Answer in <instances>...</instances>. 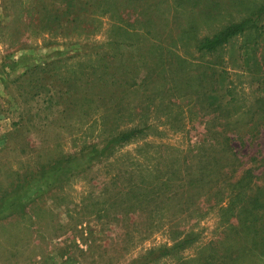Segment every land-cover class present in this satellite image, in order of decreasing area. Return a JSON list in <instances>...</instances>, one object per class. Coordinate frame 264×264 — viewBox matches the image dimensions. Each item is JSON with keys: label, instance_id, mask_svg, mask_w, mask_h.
Returning a JSON list of instances; mask_svg holds the SVG:
<instances>
[{"label": "rangeland", "instance_id": "374dc122", "mask_svg": "<svg viewBox=\"0 0 264 264\" xmlns=\"http://www.w3.org/2000/svg\"><path fill=\"white\" fill-rule=\"evenodd\" d=\"M89 2L0 0V264H198L204 253L220 261L235 250L237 264H264V0ZM248 18L255 20L214 51L193 49L196 39ZM124 30L148 44L162 38L153 49L169 60L162 76L140 79L146 43L128 46L132 35L123 34L128 39L112 44ZM167 34L188 42L170 44ZM94 68L104 81L114 75L112 88L92 83ZM50 75L54 83L44 86ZM63 78L74 82L67 112L54 91ZM215 108L227 119L216 121ZM133 127L143 135L116 140ZM207 128L229 138L215 135L211 164L230 170L231 160L235 175L249 168L260 186L246 218L239 200L227 206L217 191L221 173L212 189L204 178L169 203L144 193L150 170H166L179 150L209 142ZM147 143L161 145L160 159L144 154ZM228 144L236 160L220 151ZM61 157L66 162L56 163Z\"/></svg>", "mask_w": 264, "mask_h": 264}, {"label": "trees", "instance_id": "16d2710c", "mask_svg": "<svg viewBox=\"0 0 264 264\" xmlns=\"http://www.w3.org/2000/svg\"><path fill=\"white\" fill-rule=\"evenodd\" d=\"M90 4L91 2H89V0H86V3H84V5L86 6H89ZM113 4H114V0H110L111 7H113ZM256 17H258V15H256ZM253 20H255V18H253ZM253 20H250L248 18V19H244L238 22H231L210 36H203L199 39H196L193 45V49L197 52H205V53L212 52L217 47L226 43L231 37L243 32L247 28V26L251 24V21ZM136 33L137 32L134 33L133 31H128V30L122 31V34H119L118 32L116 33V35H114L116 39L113 37V40L111 41V43L119 44L120 42H117L118 40L121 41L124 39H128L126 38V36H123V34L132 35L131 38L128 39L130 40L128 42V46L137 47V44L145 41L146 46L144 48V54L146 56L147 61L146 63L142 61L139 62L142 75H143V76L142 75L140 76V79L147 81V82H153L154 80H156L157 78L163 75L162 66L165 61H169L166 59V56L157 54L154 52L155 50H153L155 45L161 44L160 39L162 42V38L157 40V36L154 35V38H153V35H152V40L156 42L154 43L150 42L148 44L147 39L143 37L142 34H139V33L136 34ZM167 38L170 44L173 42V45H174V42L178 39L180 41L183 40L184 42H188V40L183 38V36L180 34H176V35L167 34L165 36V40ZM156 43H159V44H156ZM176 57L178 58L179 62H183L182 61L183 59L180 57V55L178 56L177 54ZM138 58L142 59L143 56L142 57L138 56ZM54 62L51 61L46 64L47 66H51ZM36 68H39V67L36 65V66H33L27 69L26 71H24V75L32 74ZM97 71L98 69H95L93 71L94 77L92 78L93 79L92 83L99 84L100 86L104 84V88H109V89L112 88V85L115 84V80L113 78L114 75L110 72H107L106 80L104 81L99 76L96 75ZM179 72L180 70L178 69L176 70L175 74ZM53 77L52 75H50L48 78H46V81L44 80L45 83H43L44 86L48 87L49 84L52 85L55 81ZM73 83L74 82H71V80H68L67 78L65 79L63 78L60 80L59 86H57L54 90L56 93L55 99H57L56 102L57 104H59V110L61 112H64V111L67 112L68 109L72 107L71 100L73 96H71L70 90L74 88ZM133 83L134 82L127 84V86L131 87ZM203 90H204L203 95H205L203 98L204 101L206 102V104H211L210 103L211 101L209 100L207 96V93L209 92V90H206L205 88H203ZM229 101L230 99L223 102L224 106H227ZM257 102L258 101H256V103ZM223 104H218V105L221 106ZM116 105H119V104H116ZM112 107H114V105ZM258 107H256L255 110H251L248 113L247 123H250L251 125H253L254 123L253 121L255 120L256 117L259 116V113H260ZM214 110L218 111V116H214L216 121H223L227 119L228 114L227 115L220 114V112L222 111V108L220 109L215 108ZM100 117H101V114L100 112H98L97 118H100ZM213 120L214 119L212 117L210 121H213ZM211 128H207L206 130L209 133V135L206 137L210 139L209 142L203 140L202 142L198 143V145L192 146L191 149H188L185 152L179 150V153H178L179 155H176L174 158L169 160L170 166L166 170L165 169L162 170L161 168H158V167H153L150 170L151 175H153V180L148 186L149 188H146L147 191L144 190V193L147 194L149 199H152V197L154 199H159L162 197L164 200H166L169 203L170 201L173 200L176 194H179L181 187L183 188L184 186H186V188H192V187L198 186L200 185L199 181L204 180V178H205L204 180L205 182L203 184L209 183L207 189L208 190L212 189L211 184L214 181V176L218 173H221L223 176V180L220 183H218L217 191L223 192L225 195L227 194L226 196L223 197L224 199L223 201H226L227 206L230 205L234 200H239V205H240L239 213H241L240 216L244 217L246 212H249V214H251V212L255 209V207L252 206L253 203L254 202L256 203L257 201L260 200V198L252 199L253 196L252 194H250V193L259 194L260 186L255 185V182L252 180L253 175L251 174V171L249 170V168H245L241 170L237 175H235L236 168L238 166H232L233 163L231 162V160H229L230 165H231L229 166L230 170L228 169L225 170L223 165L219 166L220 167L219 168L218 166H214V164L213 165L211 164L212 160H216L214 155L216 153H219V151L216 149L218 143L216 142L217 138L215 137V135L222 137L225 140L229 139L225 135L224 130H216V129L210 130ZM141 132H142L141 127H133L128 130H122V131L117 132L116 140L119 143L131 142L135 140L139 135L141 137L143 135ZM160 148H161V145L159 144L147 143V149H145L146 151H143V152L144 154H146L148 153V151H151L152 155L154 156L153 159L156 160V159H160L161 155L163 154L164 149H160ZM220 151L225 152V154H229L233 160H236V155L230 148L229 144L225 150L223 147H221ZM55 161H57L56 163L66 162L65 158L63 157ZM52 169L47 168L49 172L50 170L52 171ZM58 169H55V171ZM203 184L201 185L203 186ZM222 187L226 188L225 192L222 191ZM229 192L230 193L233 192V193L229 194ZM137 194L140 195L141 193L137 192ZM228 195L230 196V198H228ZM251 203L252 205H249ZM132 207L133 209H135L134 206ZM164 208H168L167 205ZM136 209H138L137 212H139V210L140 211L146 210L144 207L142 208L141 206L137 207ZM166 210L165 209L161 210V212L164 214H167V216L169 215L171 218L173 217V215H176L173 213L169 214L167 213L168 211L166 212ZM236 216H239V214ZM260 217L262 218L263 216L259 214L257 216V219H260ZM173 221L174 220L169 219L167 222H173ZM262 232L264 234V224H263ZM182 241H187V240L184 238L182 239ZM263 242H264V237H263ZM230 253H233V254H230ZM238 254H239V251L237 250L229 251V253L225 252L221 254L219 258L220 261H214V257L212 256V254L204 253L201 257V261H199L198 264H223L221 260H224L226 258H228L229 260H232V262L230 261L231 262L230 264H237Z\"/></svg>", "mask_w": 264, "mask_h": 264}, {"label": "crops", "instance_id": "0c3cea01", "mask_svg": "<svg viewBox=\"0 0 264 264\" xmlns=\"http://www.w3.org/2000/svg\"><path fill=\"white\" fill-rule=\"evenodd\" d=\"M13 206H15V205H13Z\"/></svg>", "mask_w": 264, "mask_h": 264}]
</instances>
